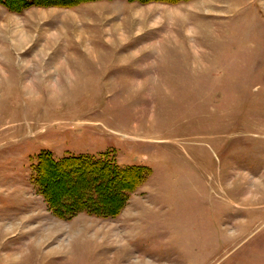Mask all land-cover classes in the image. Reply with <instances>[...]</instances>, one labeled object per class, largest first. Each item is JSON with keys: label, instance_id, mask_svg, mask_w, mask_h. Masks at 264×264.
I'll return each instance as SVG.
<instances>
[{"label": "rangeland", "instance_id": "obj_1", "mask_svg": "<svg viewBox=\"0 0 264 264\" xmlns=\"http://www.w3.org/2000/svg\"><path fill=\"white\" fill-rule=\"evenodd\" d=\"M43 153L142 179L59 215ZM0 264H264V0H0Z\"/></svg>", "mask_w": 264, "mask_h": 264}, {"label": "trees", "instance_id": "obj_2", "mask_svg": "<svg viewBox=\"0 0 264 264\" xmlns=\"http://www.w3.org/2000/svg\"><path fill=\"white\" fill-rule=\"evenodd\" d=\"M36 171L41 193L46 198L50 209L59 215H71L78 211L115 213L122 206L117 201L113 206L115 201L108 197L104 198L102 195L117 190L131 192L142 179L140 168L118 169L106 155L96 158L66 156L60 160H54L48 153H43L38 157ZM115 177H120V180L115 182ZM48 180L50 184L57 181L59 186L60 183L67 184V188L61 186L63 196L77 198L71 203L60 204V195H53L55 192L52 191V185L45 182Z\"/></svg>", "mask_w": 264, "mask_h": 264}]
</instances>
